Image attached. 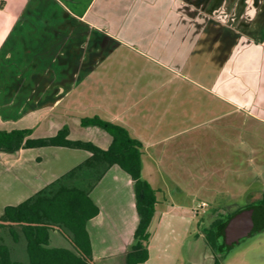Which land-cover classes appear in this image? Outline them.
<instances>
[{"label":"crops","instance_id":"1","mask_svg":"<svg viewBox=\"0 0 264 264\" xmlns=\"http://www.w3.org/2000/svg\"><path fill=\"white\" fill-rule=\"evenodd\" d=\"M239 112L264 121V0H0V130L48 137L66 126L70 139L107 148L106 132L80 125L98 116L141 143V176L150 185H180L197 177L191 169L205 154L221 152L206 143L223 133L212 124ZM83 155L53 147L0 152V164L27 167L25 183L34 186L10 191L18 201L2 203L0 215ZM104 180L131 187L129 203L116 205L114 192L95 198ZM90 197L99 208L87 224L93 259L118 255L125 264L137 223L130 178L111 166ZM55 241L68 246L61 235Z\"/></svg>","mask_w":264,"mask_h":264},{"label":"rangeland","instance_id":"2","mask_svg":"<svg viewBox=\"0 0 264 264\" xmlns=\"http://www.w3.org/2000/svg\"><path fill=\"white\" fill-rule=\"evenodd\" d=\"M212 125H220L223 133L213 141L208 138L206 143L216 144L221 152L205 154L204 161L191 169L196 178L180 185H151L156 190L155 212L148 228V258L141 264H264V228L250 235L222 238L209 225L214 217L225 220L235 217L237 210L245 206L264 205V121L239 112L236 117L223 116ZM39 154L38 150L31 154V175L38 170ZM84 156L73 161L63 159L73 163ZM27 176V167L6 168L0 164V206L18 201L8 198L10 191L24 189L27 194L34 188L26 185ZM112 192L118 193L113 200L116 205L129 203L131 187L108 180L92 195L102 198ZM201 202L206 206L200 208ZM122 217L117 216L118 224ZM59 235L56 230L50 232L53 243ZM0 237L11 248L12 258L25 263L24 243H13L3 229ZM93 264H123V260L121 256L109 255L95 257Z\"/></svg>","mask_w":264,"mask_h":264},{"label":"trees","instance_id":"3","mask_svg":"<svg viewBox=\"0 0 264 264\" xmlns=\"http://www.w3.org/2000/svg\"><path fill=\"white\" fill-rule=\"evenodd\" d=\"M83 127L95 126L106 132L111 140L107 148L68 137V128L62 127L48 137H32V129L0 130V152L16 153L20 149L65 148L77 150L85 157L61 176L14 205H6L1 220L15 224H0L14 243L24 239L26 262L14 260L11 248L0 237V264H92V248L87 230L88 222L98 215L99 208L90 192L111 166H117L132 182L137 223L132 243L124 253L125 264H141L148 258V228L155 212V189L141 176V143L128 131L98 116L84 117ZM264 205H248L238 211ZM234 217L217 218L214 230L220 224L221 234ZM220 221V222H219ZM56 230L68 246H53L50 232ZM218 264V261H215Z\"/></svg>","mask_w":264,"mask_h":264},{"label":"water","instance_id":"4","mask_svg":"<svg viewBox=\"0 0 264 264\" xmlns=\"http://www.w3.org/2000/svg\"><path fill=\"white\" fill-rule=\"evenodd\" d=\"M0 224H15V222L0 219ZM264 226V208L251 207L239 212L226 225V232L229 238L243 236L252 230H257ZM90 263L93 264V261Z\"/></svg>","mask_w":264,"mask_h":264},{"label":"flooded vegetation","instance_id":"5","mask_svg":"<svg viewBox=\"0 0 264 264\" xmlns=\"http://www.w3.org/2000/svg\"><path fill=\"white\" fill-rule=\"evenodd\" d=\"M215 220H217V218L214 217V218L210 221L209 225H210V228L214 231V233L217 234L218 237H220V236H222V234H221V227H220V224L216 227L215 230H214L215 227H213V226H214L213 223L215 222ZM219 222H220V221H219ZM212 227H213V228H212ZM262 228H264V226H263ZM262 228H259V229H257V230H252L251 232L247 233L246 235H250V234L253 233L254 231H258V230H260V229H262ZM223 231H224V233H225V236H222V238H223V237H224V238H227L228 236H227L226 228H224ZM244 236H245V235H244Z\"/></svg>","mask_w":264,"mask_h":264},{"label":"built area","instance_id":"6","mask_svg":"<svg viewBox=\"0 0 264 264\" xmlns=\"http://www.w3.org/2000/svg\"><path fill=\"white\" fill-rule=\"evenodd\" d=\"M204 206H206V203L205 202H201L199 207L202 208Z\"/></svg>","mask_w":264,"mask_h":264}]
</instances>
